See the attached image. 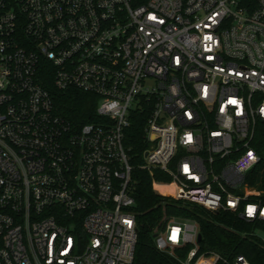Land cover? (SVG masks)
Listing matches in <instances>:
<instances>
[{
  "label": "built area",
  "instance_id": "built-area-1",
  "mask_svg": "<svg viewBox=\"0 0 264 264\" xmlns=\"http://www.w3.org/2000/svg\"><path fill=\"white\" fill-rule=\"evenodd\" d=\"M52 88L95 96V118L58 113ZM138 111L154 193L236 215L264 245V187L249 176L264 0H0V264H131L124 137ZM161 219L152 237L173 264H250L202 248L195 219Z\"/></svg>",
  "mask_w": 264,
  "mask_h": 264
},
{
  "label": "trees",
  "instance_id": "trees-1",
  "mask_svg": "<svg viewBox=\"0 0 264 264\" xmlns=\"http://www.w3.org/2000/svg\"><path fill=\"white\" fill-rule=\"evenodd\" d=\"M54 106L58 113L71 122L84 123L95 118L97 99L95 96L69 89L58 91L52 88ZM145 111L136 112L130 118V125L125 129L124 143L134 165L135 200L134 209L137 220V242L131 264H173L171 257L156 248L152 237L155 226L160 224L162 216H178L195 219L202 235L200 246L215 250L223 255L244 252L250 264H264V245L260 238L241 235L248 230L249 224L236 215L220 210L218 213L205 210L199 204L170 200L158 196L151 188V177L145 170L137 167L141 162V153L145 148L144 124ZM252 146L260 160L250 171L252 182L264 187V125H261L252 141ZM156 178H164L158 170Z\"/></svg>",
  "mask_w": 264,
  "mask_h": 264
},
{
  "label": "water",
  "instance_id": "water-1",
  "mask_svg": "<svg viewBox=\"0 0 264 264\" xmlns=\"http://www.w3.org/2000/svg\"><path fill=\"white\" fill-rule=\"evenodd\" d=\"M198 238H200V234H198Z\"/></svg>",
  "mask_w": 264,
  "mask_h": 264
}]
</instances>
